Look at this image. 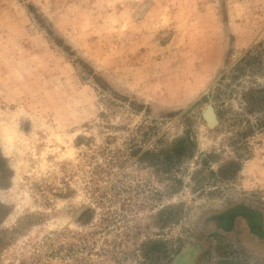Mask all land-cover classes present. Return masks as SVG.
<instances>
[{"label": "rangeland", "instance_id": "374dc122", "mask_svg": "<svg viewBox=\"0 0 264 264\" xmlns=\"http://www.w3.org/2000/svg\"><path fill=\"white\" fill-rule=\"evenodd\" d=\"M185 249L264 264V0H0V264Z\"/></svg>", "mask_w": 264, "mask_h": 264}, {"label": "water", "instance_id": "95a60500", "mask_svg": "<svg viewBox=\"0 0 264 264\" xmlns=\"http://www.w3.org/2000/svg\"><path fill=\"white\" fill-rule=\"evenodd\" d=\"M188 249H185L183 251V253L181 254V256L179 257L178 261L176 262V264H187L189 259H190V254H189Z\"/></svg>", "mask_w": 264, "mask_h": 264}, {"label": "trees", "instance_id": "16d2710c", "mask_svg": "<svg viewBox=\"0 0 264 264\" xmlns=\"http://www.w3.org/2000/svg\"><path fill=\"white\" fill-rule=\"evenodd\" d=\"M259 91H261V89H259ZM252 96V95H251ZM254 99H255V96H254ZM250 100H253V97H252V99H250Z\"/></svg>", "mask_w": 264, "mask_h": 264}]
</instances>
